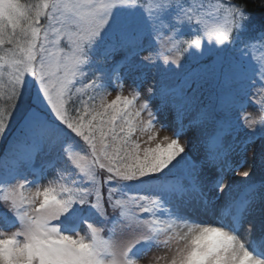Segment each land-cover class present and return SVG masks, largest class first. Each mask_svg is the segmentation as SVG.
<instances>
[{
  "label": "snow or ice",
  "instance_id": "obj_1",
  "mask_svg": "<svg viewBox=\"0 0 264 264\" xmlns=\"http://www.w3.org/2000/svg\"><path fill=\"white\" fill-rule=\"evenodd\" d=\"M0 148V264H264V22L236 0H0Z\"/></svg>",
  "mask_w": 264,
  "mask_h": 264
},
{
  "label": "rangeland",
  "instance_id": "obj_2",
  "mask_svg": "<svg viewBox=\"0 0 264 264\" xmlns=\"http://www.w3.org/2000/svg\"><path fill=\"white\" fill-rule=\"evenodd\" d=\"M87 82V81H85ZM152 83L151 79H149L145 85H143L142 87V91L146 93L147 91V87ZM131 89L125 87L123 91L120 90H113L111 88H109L107 95L105 96L106 101L110 102L112 99L115 98L116 95H130L131 94ZM85 99H87V97H84ZM248 111L252 112L253 109L249 108ZM146 115V114H145ZM172 114L169 112H165V111H161L159 113V120L161 121V123L163 124H168L171 125L172 122ZM161 136L163 135H171V128H169V130L167 131H161L160 133ZM256 150L257 152L259 151V145L256 146ZM3 150H1L2 152ZM249 155H251V152L249 153ZM9 165H12V161H8ZM40 161L37 160L36 161V169L37 171L33 172L32 174L28 175V179L32 180L34 175H39L38 173V169L40 167ZM51 177H49L50 179ZM39 183L41 185H46L48 183V179H42L39 181ZM166 218V217H164ZM14 230V229H12ZM105 239H108L109 236H104ZM171 255V252L168 249H165L163 247L157 248V249H153L151 252H149L147 255L143 256L142 259L139 260V264H166V260L167 258Z\"/></svg>",
  "mask_w": 264,
  "mask_h": 264
},
{
  "label": "trees",
  "instance_id": "obj_3",
  "mask_svg": "<svg viewBox=\"0 0 264 264\" xmlns=\"http://www.w3.org/2000/svg\"><path fill=\"white\" fill-rule=\"evenodd\" d=\"M22 2H25V0H22ZM236 2L246 5L248 12L255 17L257 23L264 22V0H236ZM1 150L3 149L0 148V152ZM66 176L70 181L71 176L68 173H66Z\"/></svg>",
  "mask_w": 264,
  "mask_h": 264
}]
</instances>
